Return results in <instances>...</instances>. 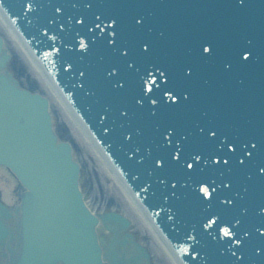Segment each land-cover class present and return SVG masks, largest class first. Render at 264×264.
Listing matches in <instances>:
<instances>
[{"label": "water", "instance_id": "1", "mask_svg": "<svg viewBox=\"0 0 264 264\" xmlns=\"http://www.w3.org/2000/svg\"><path fill=\"white\" fill-rule=\"evenodd\" d=\"M0 1L188 264H264V0ZM6 60L0 39V165L30 190L20 264H103L70 151Z\"/></svg>", "mask_w": 264, "mask_h": 264}, {"label": "rangeland", "instance_id": "2", "mask_svg": "<svg viewBox=\"0 0 264 264\" xmlns=\"http://www.w3.org/2000/svg\"><path fill=\"white\" fill-rule=\"evenodd\" d=\"M0 34L5 39L8 52L12 55L13 61L23 68L26 75L23 83L27 86L28 80H34L37 92L48 99L50 110L53 115L56 134L74 148V155L81 167L83 188L88 202L93 210H114L122 213L131 221L134 234L147 245L148 251L152 256L154 264H173L163 247L154 238L148 230L143 219L134 210L127 196L116 184L114 179L108 174L107 170L101 165L96 152L92 149L90 143L83 137L72 120L63 112V107L52 94L50 87L41 78V75L30 65L28 59L19 47L15 45L14 40L7 33L5 26L0 21ZM16 72V70L14 71ZM0 179L6 184L8 181L5 171L0 170Z\"/></svg>", "mask_w": 264, "mask_h": 264}, {"label": "bare ground", "instance_id": "3", "mask_svg": "<svg viewBox=\"0 0 264 264\" xmlns=\"http://www.w3.org/2000/svg\"><path fill=\"white\" fill-rule=\"evenodd\" d=\"M0 11V20L5 26L7 33L10 35V37L14 40L15 45L21 49V51L24 53L26 58L28 59L31 66H33L42 76L43 81H45L49 87L51 92L54 94V96L58 99L61 106L63 107V112L69 116V118L76 123L83 135L85 136L86 140L90 143L92 148L96 151L97 157L100 160L101 165L107 170V172L111 175V177L118 183L123 191V193L127 196L128 200L130 201L132 207L134 210L139 214V216L143 219V221L146 223L147 227L151 229V232L155 235L156 240L159 242V244L163 247L165 252L168 256H170V259L174 262V264H183L181 259L178 255L175 254L172 246L168 243L166 239L161 237V234L157 231L154 224L151 221V218L149 217L146 210L143 208V206L140 204V202L135 198L132 191L129 189L127 184L124 182V180L121 178L119 173L116 171L114 166L111 164V162L108 160V158L103 154L101 149L99 148L97 142L91 137L89 131L86 129V127L83 125L79 117L76 115L74 110L69 106L67 101L62 97L59 90L55 87V84L52 82L49 75L44 72L42 67L40 66L39 62L36 60L37 58L32 53L33 51L29 47V45L26 43L24 38L18 34L17 31L13 29L11 24L9 23L8 19L5 15H3Z\"/></svg>", "mask_w": 264, "mask_h": 264}, {"label": "snow or ice", "instance_id": "4", "mask_svg": "<svg viewBox=\"0 0 264 264\" xmlns=\"http://www.w3.org/2000/svg\"><path fill=\"white\" fill-rule=\"evenodd\" d=\"M204 50L207 51V49H204ZM189 167H191V165H189ZM261 171L264 172V166H262ZM260 211H261V212H264V205H261V207H260ZM261 235H264V233H262ZM260 251H261L262 253H264V249H260ZM232 255L235 256V253L233 252Z\"/></svg>", "mask_w": 264, "mask_h": 264}, {"label": "flooded vegetation", "instance_id": "5", "mask_svg": "<svg viewBox=\"0 0 264 264\" xmlns=\"http://www.w3.org/2000/svg\"><path fill=\"white\" fill-rule=\"evenodd\" d=\"M0 176H1V175H0ZM0 180H3V181H4V179H0ZM17 222H18V219H15V220L13 221V223H12V224H13V226H14V227H16V226H17Z\"/></svg>", "mask_w": 264, "mask_h": 264}]
</instances>
